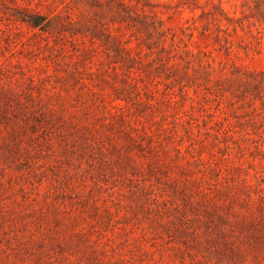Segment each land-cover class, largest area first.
<instances>
[{
    "label": "rangeland",
    "instance_id": "1",
    "mask_svg": "<svg viewBox=\"0 0 264 264\" xmlns=\"http://www.w3.org/2000/svg\"><path fill=\"white\" fill-rule=\"evenodd\" d=\"M0 264H264V0H0Z\"/></svg>",
    "mask_w": 264,
    "mask_h": 264
}]
</instances>
